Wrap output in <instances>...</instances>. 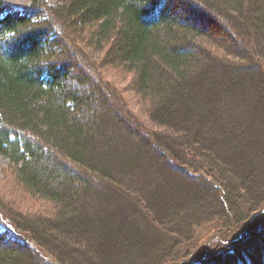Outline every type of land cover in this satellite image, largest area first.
<instances>
[{"label":"trees","instance_id":"obj_1","mask_svg":"<svg viewBox=\"0 0 264 264\" xmlns=\"http://www.w3.org/2000/svg\"><path fill=\"white\" fill-rule=\"evenodd\" d=\"M0 154L50 204L0 207V264H264V0H0Z\"/></svg>","mask_w":264,"mask_h":264},{"label":"rangeland","instance_id":"obj_2","mask_svg":"<svg viewBox=\"0 0 264 264\" xmlns=\"http://www.w3.org/2000/svg\"><path fill=\"white\" fill-rule=\"evenodd\" d=\"M7 1L19 5H28L31 2V0ZM46 1L52 5H55L58 2V0ZM184 5L185 7H188L187 4L184 3ZM220 23H216L217 25L213 23L210 26H206V29L211 33L212 36L216 37L217 39H223L227 40V42L229 43H233L232 40L233 38H236V33L231 30L235 36L233 34L231 35L233 37H231L230 35L226 36L228 35V33L223 28L224 22ZM106 68H104L106 70L102 74L103 78L107 79L108 83L114 89H116V91L120 92L122 96H124L130 102V104L135 107V110H137V112L139 111L140 115H142L143 118H147L142 113L143 109L139 108V106L134 101L135 98L133 94L129 92V89L132 87V74L126 70H123L121 67L119 68L111 66L110 64H108V67ZM105 97L108 98L109 101H111L113 98L109 92ZM262 202H264V191L261 194H257L255 199H250L243 202L237 201L235 205L234 203L232 205L235 209L234 212L236 213L237 218H239L245 216V214L250 212L251 210H254L255 206ZM0 207L3 208V211H5L6 213L16 218H20L22 221H27L28 218L36 219L37 217H43L45 216V214H48L47 212L49 211V209H47V207H50V204L48 202L39 198L38 196L32 195L20 183H18L15 175L13 174L10 159L2 154H0ZM216 215L217 217L213 216L212 218L200 223L193 231L195 232L194 236H196L195 234H197V238H201L209 231L225 227L226 224L230 221L226 218L225 215L221 213L220 215L219 213H217ZM24 217L27 219H24ZM3 228L4 226L0 222V230H3ZM188 236H190V234ZM188 236L184 244H178L179 251H181L183 247L185 248L187 246H191L192 241L190 240L194 236L192 235V237L190 236L189 238ZM209 244L210 242H208V246ZM111 260H116V264H126V261L124 259L122 260L120 256L114 258V256L112 255ZM54 264L58 263L54 262Z\"/></svg>","mask_w":264,"mask_h":264},{"label":"water","instance_id":"obj_3","mask_svg":"<svg viewBox=\"0 0 264 264\" xmlns=\"http://www.w3.org/2000/svg\"><path fill=\"white\" fill-rule=\"evenodd\" d=\"M240 237V236H239ZM207 255V253L205 254V256ZM205 256L202 258V259H192L191 261H190V263H194L195 261H202L204 258H205Z\"/></svg>","mask_w":264,"mask_h":264},{"label":"bare ground","instance_id":"obj_4","mask_svg":"<svg viewBox=\"0 0 264 264\" xmlns=\"http://www.w3.org/2000/svg\"><path fill=\"white\" fill-rule=\"evenodd\" d=\"M240 238L239 236L237 237V239Z\"/></svg>","mask_w":264,"mask_h":264}]
</instances>
